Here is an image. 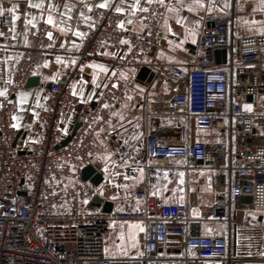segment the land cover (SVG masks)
Here are the masks:
<instances>
[{"label":"built area","instance_id":"2783aa9c","mask_svg":"<svg viewBox=\"0 0 264 264\" xmlns=\"http://www.w3.org/2000/svg\"><path fill=\"white\" fill-rule=\"evenodd\" d=\"M121 1L93 7L75 63L55 78L40 77L36 86L45 101L36 118L39 138L21 146L15 95L44 55L64 47L49 38L44 21L29 24L25 39L13 44L18 57L0 99V264H233L232 225L252 224L251 213L264 212V30L244 33L254 24L237 23L231 6L226 14L204 19L194 56L162 62L154 56L164 46L163 4H142L133 14L141 28L131 29L117 26L121 14L114 9ZM1 26L5 36L12 35L9 14ZM117 47V55L102 54ZM221 50L225 60L220 54L216 62L214 53ZM95 61L109 63L113 72L95 92L93 105L82 108L81 125L68 143L57 146L61 116L78 102L71 86ZM142 67L157 77L153 86L135 92V73ZM123 69L131 73L121 75ZM163 84L176 89L162 93ZM125 100L140 115L181 121L146 125L143 180L126 193L121 208L104 212L90 205L97 186L83 180L81 171L100 168V134H110L105 140L112 145L117 117L111 113ZM197 131L209 134L198 138ZM161 169L209 171L213 201L192 214L188 198L152 194L148 186ZM112 221L144 225L139 254L107 253Z\"/></svg>","mask_w":264,"mask_h":264},{"label":"crops","instance_id":"0c3cea01","mask_svg":"<svg viewBox=\"0 0 264 264\" xmlns=\"http://www.w3.org/2000/svg\"><path fill=\"white\" fill-rule=\"evenodd\" d=\"M37 3L39 0H31ZM54 10L47 7L48 0H44V7L36 9L29 6V0H0V6L5 9L15 3L18 5L16 9L18 19L15 22V28L11 36H0V99L6 94L7 85L13 71L14 64L18 57L17 50L13 47L16 40L23 41L26 36L25 19L35 17L34 23L44 21L49 14L52 15L55 22L61 25L65 31L61 32L59 27L49 25V32L52 33L51 39L56 41L60 46L63 44L62 52L55 55L46 54L43 56L37 73L41 78H55L59 76L63 68L73 63L75 60L74 51L82 41L83 37L74 36L72 30H78L86 33L91 25V10L99 3L110 0H51ZM136 0H123L117 6L126 9L125 13H120L119 21H124L121 26L123 28L140 29L139 21L134 17L130 5ZM147 2V0H139V7ZM154 3H159L153 0ZM234 9L236 11V20L240 17L248 16L249 20H259L263 18L264 8L260 4V0H233ZM65 3L69 5L65 8ZM232 0H211L213 5L212 11H208L209 0H204L205 7L190 12L185 5H191V0H164V16L160 24L159 31L164 41V46L159 48L154 59L162 62H183L194 56L195 46L198 43L199 33L203 21L208 16H218L226 14L230 8ZM92 4L91 10L84 5ZM171 5V9H169ZM225 5H227L225 7ZM250 7L251 10H248ZM248 7V8H247ZM83 12L86 17H90L86 22L80 17ZM27 13V17H25ZM10 13L5 12L0 15V32H2L1 21L4 15ZM244 15V16H243ZM70 17V19H69ZM131 23H128V21ZM180 20V23H177ZM165 24L167 27H165ZM240 24V23H239ZM13 28V24H12ZM171 31H168V29ZM171 41V43H169ZM120 49L111 53L108 50H102L105 56L117 55ZM61 58L57 62L56 57ZM47 61V66H45ZM104 65L108 69L107 72L101 71L99 68H92L90 65ZM131 70L123 69L121 75H127ZM139 71V70H138ZM138 71L135 73L137 84L134 86L135 92H140L147 86L154 85L156 75L154 72H148L145 77H138ZM113 72V68L109 63L103 61L91 62L82 76L71 86V90H75L78 102L71 106L61 116L60 126L63 133H68L74 124L80 119L82 108L87 104H93V97L97 89L103 81ZM96 74V84L92 82L93 74ZM73 86L75 88L73 89ZM175 86L167 87L164 84L160 86L162 93H169ZM27 93L26 96L20 94ZM91 96V98H89ZM17 110L14 113V123L22 131L18 138L19 146L28 141H36L39 138V126L36 120L41 108L44 106L45 95L41 93L37 86L26 87L15 95ZM117 122L113 128L112 145H106L105 132L100 134L102 149L98 153V159L101 162L99 171L103 178L96 187L98 196L112 202L113 209L122 207V199L126 197V193L139 184L144 177V169L142 162L144 160V144H145V127L147 124L174 121H181L179 117H146L135 112L129 105L128 100L123 101L117 108ZM123 117V118H121ZM206 131H197L198 138H206ZM111 154V155H109ZM108 156V160L104 159ZM115 161L110 163L109 161ZM107 165V170L106 166ZM143 169L141 173L139 170ZM181 173L183 175L181 176ZM125 176L129 177L127 180ZM210 173L207 170L184 171L183 169L165 170L161 169L155 175L153 181L149 184L148 190L160 197L166 198L169 194L172 199L184 200L188 198L190 211L195 214L202 205L211 203L214 195L210 185ZM127 187H124V186ZM91 205V202H90ZM92 206V205H91ZM95 207V206H92ZM97 208V207H96ZM99 208V207H98ZM254 222L252 224L236 223L232 225L230 234V252L234 257L233 264H264V212H252ZM143 225L140 223H130L127 229L131 232ZM224 228L223 225H219ZM144 228V226H143ZM145 231V228H144ZM143 231V234H144ZM143 234L140 236L142 237ZM140 237V238H141ZM161 264H171L169 261H163ZM206 264H222L219 261L210 260Z\"/></svg>","mask_w":264,"mask_h":264},{"label":"snow or ice","instance_id":"6c2138e0","mask_svg":"<svg viewBox=\"0 0 264 264\" xmlns=\"http://www.w3.org/2000/svg\"><path fill=\"white\" fill-rule=\"evenodd\" d=\"M157 2H159L160 4H164V0H157ZM177 2L179 3L180 0H177ZM147 3H153V0H147ZM260 4H261L262 8H264V0H260ZM29 6L32 7V8H36V9H42V8L44 7V0H39V2H37V3H32L31 0H29ZM64 6H65V8H68V7H69V5H68L67 3H65ZM84 6H85L88 10H91L92 7H93L92 4H86V5H84ZM97 6L100 7V8H106V7H108V4H107V2H102V3H99ZM226 6H227V5H225V7H226ZM47 7H48L49 10H54V5H53V3L51 2V0H48ZM185 7H188V10H189L190 12H192V11H196V10L199 9V8H204V7H205L204 0H191V5H190V6H189V5H185ZM212 7H213V5L211 4V0H209V4H208V11H209V12L212 11ZM17 8H18V5L15 4V3L11 4V6L8 7L7 9H5L3 6H0V15L4 14L5 12L11 14V21H12V24H13V30H14V28H15V22H16L17 19H18V13H17V11H16ZM130 8H131L132 12H135V11L139 8V0H136V2H133V3L130 5ZM169 9L172 10V9H171V5H169ZM114 10H115L117 13H125V12H126V9L123 8V7H120V6H117ZM142 10H143V11H148L147 8H144V9H142ZM27 15H28V14L25 13V17H27ZM79 15H80V17L82 18V20L85 21V22H86L88 19H90V17H86V16L84 15L83 12H81ZM69 19H70V17H69ZM34 20H35V17H33L32 19H27V18H26V19H25V25H29V24H31L33 27H35ZM44 22L47 23V24H49V25H52L53 27H59L61 32H64V31H65V29H64L61 25H59V24H57V23L55 22L54 18H53L52 15H50V14H49L47 17L44 18ZM180 22H181L180 20H177V23H180ZM128 23H131V21L129 20ZM123 24H124V21H118V22H117V26H118V27H121ZM165 27H167L166 24H165ZM168 31H171V29L169 28ZM46 34H47V35L49 36V38L51 39V37H52V33H51V32H48V33H46ZM72 34H73L74 36H79V37H83V36L85 35V33L81 32V31H78V30H75V29L72 30ZM3 35H4V33H3V32H0V36H3ZM121 42L123 43L124 41L122 40ZM169 43H171V41H170ZM63 46H64V45L62 44L61 47H63ZM56 60H57V62H60V61H61V58H60L59 56H57V57H56ZM72 62L75 63V60H73ZM45 66H47V61H45ZM90 66H91L92 68H94V69H95V68H99V69H100L101 71H103V72H107V71H108V69H107L106 67H104V65H96V64H92V65H90ZM81 67L83 68V66H81ZM96 80H97V78H96V74L94 73V74H93V77H92V82H93L94 85L96 84ZM115 86H116V85L113 84V87H115ZM74 88H75V86H73V89H74ZM2 94H3V92L0 91V95H2ZM72 94H73V95H76L75 90H73V93H72ZM20 95H21V96H26L27 93H23V94H20ZM89 98H91V96H89ZM102 107L107 108L108 105H107V104H104V105H102ZM244 107H245V108H249L248 105H245ZM111 115H112V116H115V115H117V113L113 112V113H111ZM121 118H123V117H121ZM96 119H100V117L97 116ZM109 127H111V125H109ZM109 155H111V154H109ZM104 159L108 160V156H105ZM109 162H110V163H113V164L115 163V161H112V160H110ZM105 167H106V170H107V165H106ZM139 171L142 173V172H143V169H140ZM182 175H183V173H181V176H182ZM128 178H129V177L125 176V179H126V180H127ZM124 187H127V186L125 185Z\"/></svg>","mask_w":264,"mask_h":264},{"label":"rangeland","instance_id":"374dc122","mask_svg":"<svg viewBox=\"0 0 264 264\" xmlns=\"http://www.w3.org/2000/svg\"><path fill=\"white\" fill-rule=\"evenodd\" d=\"M232 5L234 6V2L232 0ZM249 7V6H248ZM247 7V8H248ZM248 10H251L250 7ZM244 16V15H243ZM248 16L239 17L236 20L237 23L240 24H258L262 22V26L256 25L247 29H244V33H253L260 32L264 30L263 18L259 20H249ZM130 223H140L137 221H112L110 223V229L106 238V251L109 255H137L141 252L140 249V235L143 234L144 228L136 229L131 232L127 229L128 224Z\"/></svg>","mask_w":264,"mask_h":264},{"label":"water","instance_id":"95a60500","mask_svg":"<svg viewBox=\"0 0 264 264\" xmlns=\"http://www.w3.org/2000/svg\"><path fill=\"white\" fill-rule=\"evenodd\" d=\"M263 23H264V14H263ZM220 54L222 56V61L225 60V50L215 51L214 56H215L216 62L220 61V58H219ZM148 72H149L148 68L142 67L141 69H139L137 76L141 77V78L145 77ZM39 80H40V76L38 74L31 75L26 79L24 86H25V88L36 86V85H38ZM90 105L92 106L93 104H90ZM81 120H82V114H80V119L74 124V126L70 130V132L62 134V137H61L57 146H63V145H66L68 143V141L71 139V137L73 136L75 131L81 125ZM20 152H22V151H20ZM81 178L83 180H89L91 183H93L94 185L97 186L102 181L103 176L99 171L94 170V168L92 166L87 165L81 171ZM240 201H250V198L249 197H241ZM91 205L95 206V207H99L104 212H110L112 209V206H113L111 201L105 200L98 195L93 197V199L91 201Z\"/></svg>","mask_w":264,"mask_h":264},{"label":"bare ground","instance_id":"6f19581e","mask_svg":"<svg viewBox=\"0 0 264 264\" xmlns=\"http://www.w3.org/2000/svg\"><path fill=\"white\" fill-rule=\"evenodd\" d=\"M253 26H256V25H253Z\"/></svg>","mask_w":264,"mask_h":264}]
</instances>
